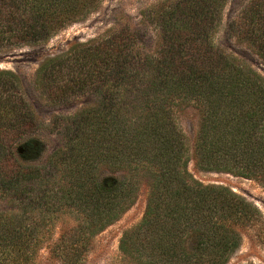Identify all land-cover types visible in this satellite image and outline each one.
Masks as SVG:
<instances>
[{"label": "trees", "instance_id": "16d2710c", "mask_svg": "<svg viewBox=\"0 0 264 264\" xmlns=\"http://www.w3.org/2000/svg\"><path fill=\"white\" fill-rule=\"evenodd\" d=\"M100 1L4 0V42H44ZM227 2L152 5V51L122 27L42 60L35 88L50 103L77 107L61 117V144L42 166L26 164L40 150L32 144L36 119L20 80L0 69V197L7 204L0 212V264H36L49 244L61 264H81L85 240L125 212L141 182L143 215L119 239L131 264H229L242 231L262 214L229 187L193 176L177 117L180 106L197 110L200 170L264 187V77L214 44ZM229 27L264 56V0L240 5ZM64 220L73 224L51 240Z\"/></svg>", "mask_w": 264, "mask_h": 264}, {"label": "rangeland", "instance_id": "374dc122", "mask_svg": "<svg viewBox=\"0 0 264 264\" xmlns=\"http://www.w3.org/2000/svg\"><path fill=\"white\" fill-rule=\"evenodd\" d=\"M163 0H101L95 11L84 19L73 22L59 30L48 40L32 44L4 42V0H0V69L14 72L21 85L24 98L28 102L36 124L31 132L35 138L32 144L38 147V154L28 165L42 166L49 154L61 144L64 125L61 117L72 114L77 108L72 105H55L47 101L35 88L34 76L38 65L47 56L58 53L76 41L97 38L111 30L126 27L136 32L143 50L152 51L155 47L156 28L148 20L149 8ZM248 0H228L221 24L214 35V44L221 51L237 58L241 63L257 71L264 77V56L240 39L229 27L230 21L240 5ZM146 18H145V16ZM178 123L189 148L188 170L203 184L227 186L236 193L252 201L262 214V218L241 234V244L231 257L229 264H264V187L251 179L225 172L202 171L195 164L194 137L197 130L198 113L189 105L178 109ZM105 177L118 178L117 172H104ZM147 197V187L141 182L134 202L113 223L87 238L79 249L81 264H131L119 250L122 232L141 219ZM4 197H0V212L6 207ZM73 223L68 220L57 222L51 240H56L60 230ZM51 244L38 250L36 264H61L50 251Z\"/></svg>", "mask_w": 264, "mask_h": 264}]
</instances>
